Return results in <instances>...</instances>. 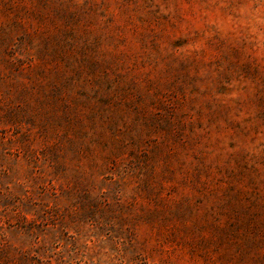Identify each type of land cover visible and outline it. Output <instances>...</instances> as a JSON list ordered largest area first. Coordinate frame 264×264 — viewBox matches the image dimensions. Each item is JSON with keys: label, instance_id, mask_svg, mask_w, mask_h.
<instances>
[{"label": "rangeland", "instance_id": "374dc122", "mask_svg": "<svg viewBox=\"0 0 264 264\" xmlns=\"http://www.w3.org/2000/svg\"><path fill=\"white\" fill-rule=\"evenodd\" d=\"M0 264H264V0H0Z\"/></svg>", "mask_w": 264, "mask_h": 264}]
</instances>
